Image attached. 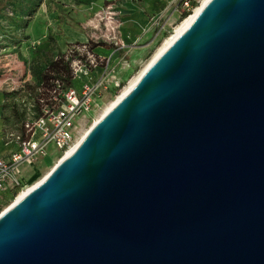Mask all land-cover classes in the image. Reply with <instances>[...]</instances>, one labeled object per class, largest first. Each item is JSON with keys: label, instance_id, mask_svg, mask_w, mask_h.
Masks as SVG:
<instances>
[{"label": "water", "instance_id": "1", "mask_svg": "<svg viewBox=\"0 0 264 264\" xmlns=\"http://www.w3.org/2000/svg\"><path fill=\"white\" fill-rule=\"evenodd\" d=\"M0 264H264V0H210L0 213Z\"/></svg>", "mask_w": 264, "mask_h": 264}, {"label": "rangeland", "instance_id": "2", "mask_svg": "<svg viewBox=\"0 0 264 264\" xmlns=\"http://www.w3.org/2000/svg\"><path fill=\"white\" fill-rule=\"evenodd\" d=\"M14 1L15 6L20 8L26 2ZM181 1L44 0L30 19L14 13V5L11 4L6 9L5 5L0 4V93L3 97L1 108L4 143L9 142V135L20 134L26 121L39 117L45 106L51 108V85L42 73L39 80L32 75L38 65L40 72L45 69V61L32 62L33 53L40 44L48 42L53 56L63 53L69 44H86L91 40L118 47L117 50H105V56L97 54L103 52L100 48L94 51L100 60H104L105 74L110 82L108 92L102 95L103 99H95L92 110L80 117L77 139L183 21L180 20ZM193 1L195 5L191 7L192 10L200 0ZM27 19V23L23 25ZM94 74L101 75L98 72ZM85 80L81 76L73 81V85L78 86ZM61 157L57 156L53 146H49L40 162L27 171L22 187L31 185L44 176ZM0 198L2 213L14 198Z\"/></svg>", "mask_w": 264, "mask_h": 264}, {"label": "built area", "instance_id": "3", "mask_svg": "<svg viewBox=\"0 0 264 264\" xmlns=\"http://www.w3.org/2000/svg\"><path fill=\"white\" fill-rule=\"evenodd\" d=\"M181 4L180 16L193 11V0H182ZM63 54L69 62L73 81L81 76L86 80L64 90L56 82L50 100L51 108L45 106L39 117L24 124L28 138L9 135L6 145H12V150L7 158H0V196H8L14 190H17V194L22 191L27 171L40 162L49 146L54 147L57 156H62L73 146L80 117L92 110L95 99L102 100V95L108 92L110 81L105 74L104 60L89 51L86 44H69ZM94 72L101 75L95 76Z\"/></svg>", "mask_w": 264, "mask_h": 264}, {"label": "trees", "instance_id": "4", "mask_svg": "<svg viewBox=\"0 0 264 264\" xmlns=\"http://www.w3.org/2000/svg\"><path fill=\"white\" fill-rule=\"evenodd\" d=\"M43 1L44 0H26L22 8L15 6L14 0H0V4L5 5L4 8L6 9L12 4L15 7V9L13 10L14 13H19L20 16L30 19L36 13L37 9L40 7ZM189 14H190L189 12H184L180 16V20L185 19ZM146 16L148 17V15ZM28 19L23 23V25L27 23ZM75 44L79 45V43H75ZM86 46L88 47L89 51H92V52H94L95 49L99 47L104 48V49H109V50L118 49V47H115L112 44L106 45L102 41L94 42L92 40L86 43ZM49 49H50V46L48 42H44L40 44L35 49V52L33 53V56H32V62L38 63V61H45V69L44 71L40 72V68L38 65V67L37 66L35 67L34 69L35 71L33 70L32 75L34 76L36 80H39L38 78L40 77V74L42 73L47 83L51 85L53 91L56 88V82L60 85L59 88L61 90L72 87L73 86V75H72L69 62L65 60L63 53H60L57 56H53ZM20 131L21 132L18 135L20 136L21 139L28 138V135L25 133L24 126L21 127ZM16 195H17V190H14L12 194L8 196H4V197L10 200Z\"/></svg>", "mask_w": 264, "mask_h": 264}, {"label": "bare ground", "instance_id": "5", "mask_svg": "<svg viewBox=\"0 0 264 264\" xmlns=\"http://www.w3.org/2000/svg\"><path fill=\"white\" fill-rule=\"evenodd\" d=\"M210 0H200L199 4L193 9V11L185 18L181 23L174 29L173 33L167 36L161 45L157 48L151 58L143 65L142 69L139 70L138 74L128 83V85L119 93L118 96L113 98L96 116L93 124L82 132V134L76 139V142L71 146L66 152L62 154L61 159L69 155L73 149L77 146L80 140L88 133V131L100 120L104 117V115L114 106V104L139 80V78L143 75V73L154 63V61L165 51V49L175 40V38L181 34L195 19L201 9L209 2ZM60 159V160H61ZM59 160V161H60ZM57 161L53 167L40 179L33 182L31 185H28L23 188V190L18 193V195L13 199L11 204L3 210H7L12 205L17 203L26 193H28L35 185H37L57 164Z\"/></svg>", "mask_w": 264, "mask_h": 264}, {"label": "crops", "instance_id": "6", "mask_svg": "<svg viewBox=\"0 0 264 264\" xmlns=\"http://www.w3.org/2000/svg\"><path fill=\"white\" fill-rule=\"evenodd\" d=\"M100 49H102L103 52L102 53L97 52V54L103 55V56L106 55L104 53L105 50L109 51V49H104V48H100ZM0 84H1V79H0ZM2 102H3V97H2V94L0 93V158H7L10 151L12 150V145H6L3 141V138H4L3 133H2L3 117H2V108H1Z\"/></svg>", "mask_w": 264, "mask_h": 264}]
</instances>
